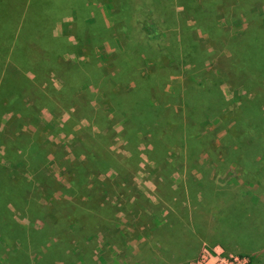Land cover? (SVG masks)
Segmentation results:
<instances>
[{"label":"rangeland","instance_id":"374dc122","mask_svg":"<svg viewBox=\"0 0 264 264\" xmlns=\"http://www.w3.org/2000/svg\"><path fill=\"white\" fill-rule=\"evenodd\" d=\"M2 29L0 264L168 229L264 264V0H0Z\"/></svg>","mask_w":264,"mask_h":264},{"label":"crops","instance_id":"0c3cea01","mask_svg":"<svg viewBox=\"0 0 264 264\" xmlns=\"http://www.w3.org/2000/svg\"><path fill=\"white\" fill-rule=\"evenodd\" d=\"M3 25H5L6 27L5 31L7 33V36L12 35L13 33V29L11 28L12 26L8 25V23L7 24L3 23ZM9 26L10 28L8 29ZM2 34H3V29L0 35L1 40H2ZM62 57L65 60L68 59L65 58L64 55H62ZM116 219L121 220L122 218L116 217ZM169 230L170 229L160 234L159 233L155 234L156 236L154 238L152 237L153 242H152V238L151 239L143 238L140 239L139 241L128 243L127 247L130 250L131 247L129 245L132 244V248H134V250H137L136 248H138L139 253L137 254V256H139L140 264H159L161 262V257L164 254H172V251H177L181 253L189 252V255H186V259L184 261L175 262L172 264H189L198 256L203 243H207L211 241V239L205 236V234L203 233H188L181 231L179 232L173 229H171V231ZM100 238H105L103 240L102 249H107L109 251V249L113 248V244L111 242L112 240H108L111 239L110 237H108V239L104 236ZM123 247L125 248L124 243H123Z\"/></svg>","mask_w":264,"mask_h":264},{"label":"built area","instance_id":"2783aa9c","mask_svg":"<svg viewBox=\"0 0 264 264\" xmlns=\"http://www.w3.org/2000/svg\"><path fill=\"white\" fill-rule=\"evenodd\" d=\"M249 258L232 254L219 245L204 244L198 256L189 264H249Z\"/></svg>","mask_w":264,"mask_h":264},{"label":"trees","instance_id":"16d2710c","mask_svg":"<svg viewBox=\"0 0 264 264\" xmlns=\"http://www.w3.org/2000/svg\"><path fill=\"white\" fill-rule=\"evenodd\" d=\"M111 7L109 6V8H107V9H110ZM56 53V52H55ZM240 255H243V256H246V257H248L249 258V264H256L255 262H254V260H252V258H250L249 256H247V255H244V254H240Z\"/></svg>","mask_w":264,"mask_h":264}]
</instances>
